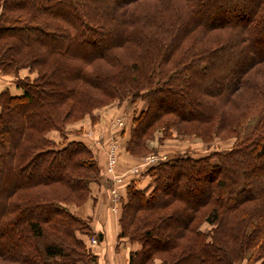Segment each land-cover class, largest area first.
Masks as SVG:
<instances>
[{"label":"trees","instance_id":"16d2710c","mask_svg":"<svg viewBox=\"0 0 264 264\" xmlns=\"http://www.w3.org/2000/svg\"><path fill=\"white\" fill-rule=\"evenodd\" d=\"M0 74L19 90L0 91V264L95 263L72 208L105 162L69 127L138 102L131 157L185 135L231 146L124 184L129 264H264V0H0Z\"/></svg>","mask_w":264,"mask_h":264},{"label":"rangeland","instance_id":"374dc122","mask_svg":"<svg viewBox=\"0 0 264 264\" xmlns=\"http://www.w3.org/2000/svg\"><path fill=\"white\" fill-rule=\"evenodd\" d=\"M238 69H239L238 67L237 68L233 67V71ZM111 104L114 105L116 104L115 106L116 108H114L115 109L114 114L110 112L109 114L105 113L106 116L103 119V121L101 119L100 122L98 121V123H96L97 120H95L93 125L84 127V131L82 132V134L81 133L75 134L70 137H74V136L76 137V135L82 137L81 139L85 141L89 149L93 150L94 148H96L97 151L102 152L103 160L105 163L103 165V174L100 179V182H102V184L103 183L106 184L107 186L106 188V186L103 184L107 199L106 209L112 215L116 216L119 211V202L121 196L124 194L125 183H127L132 178H135L140 186H143L148 182L149 180L148 177L145 176L141 177V175H139L140 177L136 176L141 166L145 165L144 161L146 156L148 155L163 156L166 159L176 153L186 152L196 157V156L205 155L213 149H225L228 146H231V140L229 141L215 140L210 145H206L200 142L194 136H186V135L178 136L176 138L166 140L161 144H158L155 141L149 142L148 145L150 147L149 149L150 152L143 157L136 158L137 161H140L139 163L136 164L133 162L131 163V161L127 159L126 155L128 154L125 152L123 148L124 138L127 136L129 129L131 127L130 122L134 110L140 108L141 103L138 102L130 105H128L127 103H122L120 104V106H117V103H111ZM69 128L74 129L72 125ZM88 132H90L89 136H87ZM122 132L123 135L121 134ZM94 139H99L100 144L98 142L93 143ZM91 142L93 144H91ZM109 143L113 145L112 149L114 150L115 161L113 162V169H114L113 172H110L107 169L108 166L107 164L109 163L108 152L101 148L102 145L103 147H106L108 146ZM149 164H153V162L147 163V165ZM207 227L208 226L206 224L203 225L204 229H206ZM241 264H246V263L242 262ZM256 264L259 263L257 262Z\"/></svg>","mask_w":264,"mask_h":264},{"label":"crops","instance_id":"0c3cea01","mask_svg":"<svg viewBox=\"0 0 264 264\" xmlns=\"http://www.w3.org/2000/svg\"><path fill=\"white\" fill-rule=\"evenodd\" d=\"M20 74L25 75L26 71L21 70ZM5 88L9 89L12 93L19 92L13 84V78L11 75L0 74V91ZM115 106L116 104H111L93 110L97 120L96 123H98V121L100 122L101 119L103 121L106 116L105 113L109 114L110 112L114 114ZM117 106H120V104H117ZM93 124L94 123H91L90 119L84 118L73 124L72 127H76L77 129L79 127L91 126ZM49 136L56 141L59 139L58 133L55 131H51ZM154 141L156 142V140H153L152 142ZM126 156L131 163L133 162L136 164L140 162L134 157L129 155ZM103 184L100 182L99 184L93 185L89 199L85 204L80 207H74L72 210L79 216L90 218L91 228L98 240V243L92 247V251L96 255V261L94 264H129V252L136 249L137 245L128 242L126 239L118 238V215H112L106 209L107 199ZM104 185L106 186V184Z\"/></svg>","mask_w":264,"mask_h":264},{"label":"built area","instance_id":"2783aa9c","mask_svg":"<svg viewBox=\"0 0 264 264\" xmlns=\"http://www.w3.org/2000/svg\"><path fill=\"white\" fill-rule=\"evenodd\" d=\"M119 121V120H118ZM117 121V122H118ZM120 122V121H119ZM90 135V132H88L87 133V136H89ZM99 143L100 144V142H99V139H94V141H93V143ZM92 142H91V144H93ZM112 144H108V146H106V147H103V145L101 146V148L103 149V150H105V151H107L108 152V155H109V163L107 164L108 166H107V169H108V171H110V172H113L114 171V169H113V162L115 161V159H114V150L112 149ZM165 158L163 157V156H156V155H148V156H146L145 157V161H144V164H147V163H157V162H160V161H162V160H164ZM120 180V179H119ZM114 192V191H113ZM115 195V194H114ZM113 201H115V200H113ZM116 207V206H115ZM89 243L91 244V245H95V244H97V237L96 236H92L90 239H89Z\"/></svg>","mask_w":264,"mask_h":264}]
</instances>
